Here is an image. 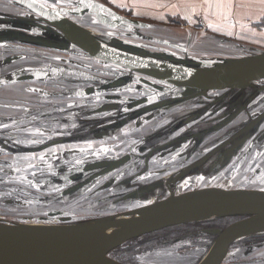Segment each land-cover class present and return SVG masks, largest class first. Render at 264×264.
Instances as JSON below:
<instances>
[{
  "label": "water",
  "instance_id": "obj_1",
  "mask_svg": "<svg viewBox=\"0 0 264 264\" xmlns=\"http://www.w3.org/2000/svg\"><path fill=\"white\" fill-rule=\"evenodd\" d=\"M7 1L21 6L36 15L38 20H40V24L37 26L36 17H28V20L33 19L32 23L34 26L22 28L30 31V42L41 47L52 48L73 55L77 54L92 61L97 60L103 64L114 66L118 69L117 71H120L118 74L124 73L126 78L117 76L118 74L107 78L90 74L84 69V66H67L70 71L69 73H71V80H81L83 73L96 78L95 82L97 86L90 85V80L85 79L80 81L82 86L77 91H74L82 92V95L87 96L86 100L90 97L88 94L94 90V96L106 91L113 92V96L106 98L108 101H112V104L106 103L94 107L90 104L88 112L92 115L113 110L117 114L120 112L121 115L118 122H114L119 124L115 126L112 125V119H109V116L103 119L107 123L105 128L111 125L112 129L116 128L114 132L118 134L120 133V128H122L121 126L126 122V130L133 129L156 116L161 111L168 110L179 104L181 106L188 105L190 102L193 103L194 99L200 100V97L207 96L209 91L244 92L254 90L258 93L259 89H264V82H261L264 81L263 50L254 55L226 58L213 64L204 62L192 63V61L190 63L177 62L176 59L169 58L173 54L170 52L166 53L165 50L153 53L151 50H144L143 48L141 52H138L133 49L119 47L114 43H110L103 36L94 35L86 25L69 17V15L73 14L82 18L91 14L90 16L96 19V24L100 23L108 29L122 28L125 25H144L140 21L123 17L105 3L96 0H78L75 6L62 5L50 7L39 0ZM98 29L101 31V28ZM51 59L63 62L72 60L70 58L57 59L55 57ZM71 62L74 63L76 60H72ZM74 64H78V62ZM57 71L59 72V70ZM76 76L78 78H75ZM105 82H110V84L107 83L102 87V84ZM85 86L88 87L83 88ZM124 88L131 90L138 89L142 92L143 96L135 98L133 95H129L124 97L119 93ZM161 98L167 101L161 100ZM118 103L120 105L123 104L124 108H119ZM140 104H144V106L137 107ZM114 107H117V109H114ZM180 109L184 110L185 107H181ZM205 111V106L199 109H192V120L198 119ZM236 111L238 112L239 110L230 112L228 119L221 126L232 120L237 115ZM35 115H40V113H35ZM140 117L144 118L141 122ZM244 120H247V118ZM263 120L264 111L251 118L243 127L230 129L222 144L215 146L207 154L196 159L197 161L191 165L178 171L170 170V172L164 173L163 177L156 176L153 181H149L152 175L148 176L151 172L147 171L150 169V167L148 168V162L156 152V147L144 153V151L134 148L130 143L148 141L150 135L158 131L157 126L154 125L155 128H152V125H150L148 127L149 134L138 139L134 138V132L131 137L122 136L119 138L118 136L112 137L108 134L107 136H103L100 142H103L105 138L111 137L116 140V142H113V140L111 142L118 143L127 138V141L124 142L125 144H129L127 146L132 147L131 153H124L125 155L116 154L119 157H115L114 155L112 158L102 157L100 160L83 165L84 168H81V172L90 173L92 170L93 172L88 173L89 175L80 174L66 178L63 177L64 180H61V182L66 187L63 191L57 190V192L62 191L61 195L73 194V191H76V189L92 180L90 183L96 184L101 178L108 177L105 181L106 184H109L107 186L112 190V194L121 195V197H125L129 202H142L141 204L143 205L123 212H114L107 216L82 223L41 224L47 226L95 225L92 228L93 230L70 235L66 238L35 235L29 232L25 226H20L21 224L34 223L0 221V264H125L113 259L108 254L131 239L180 224L202 222L224 216H244L224 228L205 230L207 233L212 234L214 238L207 245L203 255L194 264H221L231 244L244 238L264 235V189H256L255 187L223 188L221 186H190L185 188L183 192L179 191V193L176 182L180 178H183L185 172L189 169L201 167L209 158H212L210 156L219 152L229 142L240 146L255 132L258 135V127ZM130 122L132 123L128 125ZM143 125L146 126L147 124ZM195 125L198 126L197 129H202L198 131L201 137L209 133L203 125L199 126L200 123H195ZM221 126L219 128L218 126H213L209 130H218ZM105 128H102L101 131L112 132V129L105 130ZM87 134L88 132L86 131L83 133V136H87ZM263 134L264 131L261 135L264 137ZM112 135L115 134L113 133ZM173 139L175 140V138L171 137L170 141H173ZM55 143L57 142L46 143L45 146H40L32 152L44 150ZM4 146H7V142H5ZM227 149L228 151L224 156L221 154L215 159L214 166H212V170L218 166L215 174H206V176L218 175L226 171L224 167L228 165L235 151L230 148ZM107 150L105 148L102 151L106 152ZM26 151H30V149L27 148ZM94 152L93 148H85L66 154L76 153L83 155L84 153ZM137 152L140 155H137ZM131 156L134 161L131 174H120V170L123 171L125 163ZM138 160L139 164L136 166V161ZM164 170L165 168H159L156 171ZM261 176L264 178L263 175ZM195 177L197 176H192V182ZM250 177L251 180L256 178V176L252 175ZM35 179L37 182H43L45 178L35 177ZM124 180L129 184L126 187H123L121 184V181ZM98 186L100 187V185ZM138 192L143 193L144 196L140 198L137 194ZM109 196L104 197V199L108 202L113 201L114 198H109Z\"/></svg>",
  "mask_w": 264,
  "mask_h": 264
},
{
  "label": "rangeland",
  "instance_id": "obj_2",
  "mask_svg": "<svg viewBox=\"0 0 264 264\" xmlns=\"http://www.w3.org/2000/svg\"><path fill=\"white\" fill-rule=\"evenodd\" d=\"M39 1L50 7H59L62 5L75 6L78 0ZM96 1L101 2L102 0ZM102 2L108 4L105 0ZM0 15L5 16L7 24L20 28L34 26L32 23L33 19L28 20V17L34 18L35 16L36 20H34L36 21V25L38 26L40 24V20H38L36 15L7 0H0ZM90 15L91 14L80 18L79 16L71 14L69 17L86 25L94 35L98 34L99 36H103L110 41V43H114L119 47L133 49L138 52H141L143 49L151 50L153 53L156 51L160 52L159 50H165L166 53L170 52L173 54V56H169V58L176 59L177 62L190 63V61H192V63L204 62L213 64L225 60L226 58H238L251 54L254 55L260 51L256 48H247L240 43L242 38L251 39L252 35L256 32L251 31L249 24H239V28L233 30L228 26L229 23L225 24V28H221L220 23H212L210 27H207L208 31H206L211 33H206L204 30L198 31L197 33H187V27L179 26L178 31L180 33L174 34L166 32L163 26H161L162 24H157L154 21L151 22L155 23V25H150L148 23L149 21H146V27L127 25L128 28L118 27L108 29L103 27L100 23L96 24V19ZM263 16L264 1H261L260 9L258 12H255V16L251 18V21H256L260 17L263 18ZM217 19L219 21L221 20L219 17ZM263 21L264 20H262V22ZM98 28H101V31H99ZM257 29L258 30L253 39L262 41L264 38V28ZM207 34H215L223 36V38L209 36ZM5 47L9 48L11 51V48L15 47V44L8 43ZM26 49L34 51V53H32L34 60L41 63H50L49 60H53L51 59L53 57L57 59L68 57L72 60H76L79 64H74L71 60L67 61L69 65L81 67L84 65V67L87 68L89 64L83 63L82 61L90 62V59H82L77 54L73 55L60 50L41 47L40 45H37L36 48ZM81 62L83 65H81ZM91 62L97 64L100 63L105 72H116V74L120 72L112 65L103 64L97 60H91ZM67 70H69V68H67ZM117 76L126 78L124 73H120ZM261 82L263 83L264 81ZM107 83L110 84V82H105L102 84V87ZM211 92L212 91H209V93ZM119 93L124 97L133 94H137L139 97L143 96L142 92L138 89L131 90L129 88H124L120 90ZM88 95H91V93ZM141 106H144V104H140L137 107ZM118 107L124 108L123 104L119 105V103ZM114 109H117V107H114ZM17 136L21 138L20 135ZM113 142H116V140L114 139ZM141 143L142 142L138 141L131 142L130 144L134 148L139 149L142 146ZM13 146H20L22 150H24L22 151V157L18 160H12V164L18 166L29 162L25 159V156H23V153H26V149L29 148L30 151H34L40 147V143H30L29 145L13 143ZM15 150L16 152H20L18 147ZM141 150L145 151L146 147H141ZM169 153L170 151L161 153L158 157ZM5 159L8 158L6 157ZM5 165H7V162H5ZM44 169V172H46L47 167L44 166ZM107 178H101L96 184H92L89 190H81L80 192H75L57 199L55 193L52 194V192H48V190H41L35 187L33 181L36 179L35 177H31L27 169L14 171L13 169L0 167V221L34 223L21 224L20 226L49 228L54 226L41 224L82 223L102 216H107L114 212H123L143 205L141 204L142 202H128L127 200L119 201L117 203H112L111 201L106 202L104 197L109 196L112 191L105 185V180ZM250 178V175L246 172L241 171L238 175H234L226 170L213 176L200 174L195 177L193 182L192 179L185 176L180 178L176 185L178 192H183L185 191V188L190 186H221L223 188L255 187L256 189H264V180L262 181V177L258 176L253 180ZM98 185H100V187ZM70 199H74L79 203L72 204L70 203ZM57 227L74 228V226H56V228ZM201 234L200 237L192 239V243L195 244L194 246L186 247L184 249H179L180 245L186 244L180 240L175 241V244L171 246L157 247L150 243L151 239L149 238H152V236L137 237L126 244L119 246L114 255L125 260L127 264H194V262L198 261L203 255L207 245L214 238L211 235V237H205L203 231ZM188 243H191L190 240ZM234 244L236 245L230 247L221 264H264V241L255 242L251 245L242 244L240 242Z\"/></svg>",
  "mask_w": 264,
  "mask_h": 264
},
{
  "label": "crops",
  "instance_id": "obj_3",
  "mask_svg": "<svg viewBox=\"0 0 264 264\" xmlns=\"http://www.w3.org/2000/svg\"><path fill=\"white\" fill-rule=\"evenodd\" d=\"M106 1L110 7H112L118 14L122 15L123 17H128L132 20L142 22L144 25L141 27H146V21H149L148 23L150 25H155V23L151 22L154 21L157 24H162L161 26H163L166 32H170L174 34L180 33L178 31L179 26L187 27L186 30L187 33H197L198 31H202V30L206 32L208 31L207 27H210L212 23H217V24L220 23L221 28H225V24L229 23L228 26L233 30L234 29L237 30V28H239V24H249L251 31H256V32L258 30L257 28H264V21L262 22V20H264V16L263 18L260 17L256 21L253 22L251 21V18L255 16V12L259 11L261 6V1L264 0H105V2ZM218 17L221 18L220 21L217 19ZM123 27L128 28L127 25ZM256 32L252 35L251 39L242 38L240 40V43L246 46L247 48H256L258 50L264 51V38L262 41L253 39ZM206 33H211V32H206ZM207 35L218 36L223 38V36H219L215 34H207ZM30 39H31L30 31H26L25 29H22L20 27L7 24L5 16L0 15V65H4V67H0V97H4L6 99L11 98L17 101L19 100L32 101V99L35 98L37 106L41 105L40 101L42 100L58 103L60 104L58 106L60 109L47 107L48 104L46 103L45 105L47 110L43 111V114L41 113L39 116L46 119L49 117H50L49 119H51L54 116L59 118L61 116L62 119L66 120L64 122L69 123L64 126L58 123L59 125L55 124L53 126H46L40 128L39 129L40 131L41 130L51 131L50 135H47L46 138L39 135L30 136L28 133L22 135L17 134L20 135L21 138H19L16 134H14L15 132H13V135L2 136L4 137L3 140L7 142V146L0 145V162H1L0 167L13 169L14 171L27 169L31 177H37L41 175H35L34 172L44 171L45 170L44 166L47 167L46 170H49L48 169L49 166L47 165L53 162L52 159L56 157L55 153H69L85 148L95 149L94 147L96 146V144L97 145L101 144L100 140H102V137L105 136L104 132L101 131L104 125L107 124L103 121L104 117L109 116L110 117L109 119H112V123H113L112 125L115 126L116 124H119L114 122H118L119 116L121 114L120 112H118L117 114L115 110L106 113H97L93 115L90 112H88V106H90V104H92V106L94 107L100 104H106V103L112 104L113 102L112 101L107 102L106 100L103 101L102 98L100 97L95 101H91V102L86 101L87 96L82 95V92L80 91L74 92L77 91L79 87L82 86L80 84V80L78 79L58 80L57 84L53 85V84H47V82L42 80H34L31 78L9 81V79H7L8 78L7 76H5L4 74L1 75L2 70L5 69L6 66L8 67L10 65L12 66L14 62H18L19 64H21L23 61L26 60L24 55L22 54L16 57L11 56L10 58L8 56L12 55V53H16V50H20L21 51V52L19 51L20 53L28 54L27 51L29 49L26 48H36L37 45L30 42L29 41ZM8 43L15 44V47H12L11 51L9 50V48L5 47L6 44ZM31 58L34 59L33 56ZM80 58L89 60V58L82 56ZM65 59H68V57H66ZM49 62L50 63L57 62L59 64L62 61L49 60ZM82 62L89 64V66H87V68L84 67V69L89 71V73L92 75L104 76L107 78H111L112 75H116V72H112V73L105 72L100 63L97 64L91 62V60L90 62H86L84 60ZM68 72L70 71L68 70ZM75 78H78V76H76ZM64 88H68V89H64ZM60 90L65 91V93L61 92ZM69 90L71 92H69ZM52 94H61V95H52ZM217 94H220V92L208 93L207 96H201L200 100L194 99L193 104L196 105L195 107H193V109H199L203 106L205 107L208 106L209 104L212 103L213 98L217 97L216 96ZM237 94H238L237 98H239V100L238 101L235 100L234 106H241V103H243L242 100L244 94L243 92H241V94L240 93ZM29 95H31V97ZM133 96L135 98L138 97L137 94H133ZM225 97L227 98V95H225L224 98ZM234 97L236 98V95H234ZM22 103L1 102L0 115L3 116V119H12L15 118V116H21V112L25 111V109H23L25 107H23L24 105ZM81 103H84L85 105L78 106ZM191 103L192 102H190V104ZM190 104L185 106H181V104H179L171 107L169 109L171 111L165 113L164 115L165 117L157 113L156 116L147 120L145 123H141L140 125L136 126L133 129L126 130L127 128V122H126L121 126L122 128H120L119 134L114 132L116 130V128H114L112 132H110V134L108 135L112 137L118 136L119 138L122 136L131 137V135L134 132L133 136L136 139L143 136H147L149 134L148 127L150 125H152V128L161 125L163 121L167 120L166 118H169L171 115H175L176 114L175 110H178L180 106L190 107L189 106ZM13 105H16L17 107H13ZM18 105L20 106L18 107ZM73 112L76 113V116L79 119L77 121L78 123L72 120H68L69 119L68 116H70ZM36 113L39 112L36 111ZM140 118H141L140 119L141 122V120L144 118L143 117ZM245 118H246V114L243 113L234 120L243 121ZM131 123L132 122H130L128 125H130ZM143 124H147V125L145 126ZM263 126H264V122L262 124V127ZM30 129H34V127ZM30 129H21V131L24 132L29 131L30 133L34 132V130H30ZM57 130L62 132L55 134L56 133L55 131ZM81 130H84L83 132L87 131L90 136H88L87 138H79L67 142L55 143L45 148L44 150L38 152L25 151L26 153H23V156H25V159L28 160L29 162L18 166L12 164V160L13 159L18 160L20 157H22V151H24L20 146H13L14 141L15 143H23L25 145H29L30 143L36 144V143H40L41 139H52L55 137H63V136L73 137L74 134L80 132ZM113 133L115 135H112ZM17 147L19 148L20 152H16L15 149H17ZM122 151H124V149L120 150V152ZM44 154L49 155V158H46ZM253 154L254 151H252L249 154L248 159H246L245 161H242V159L239 157L232 156L231 159L229 160V165L224 167L225 170H228L229 173L234 175H238L242 171L252 176L262 177L261 175H263V173L255 174V172L257 170L260 171L261 169L262 170L264 169V166L263 167L261 166V164H264V152H262L260 156H258V159L256 160H253L251 158ZM137 155L140 154L138 153ZM6 157L8 159H5ZM5 162H7V165H5ZM160 165L161 163L159 162L154 163L153 161V163H150V169L147 172H151V173H149L148 176L155 174V170L153 168H158ZM33 182L35 183V187L41 190L45 189V185L43 184V182H37V181H33ZM39 184L40 185L43 184L42 187H38ZM51 192L55 193L56 191H51Z\"/></svg>",
  "mask_w": 264,
  "mask_h": 264
},
{
  "label": "flooded vegetation",
  "instance_id": "obj_4",
  "mask_svg": "<svg viewBox=\"0 0 264 264\" xmlns=\"http://www.w3.org/2000/svg\"><path fill=\"white\" fill-rule=\"evenodd\" d=\"M19 51L20 50H16V53H12V55L8 57L9 58L11 56L16 57L22 54L24 55L26 60L23 61L21 64H19L18 62H14L12 66L11 65L9 67L6 66L5 69L2 70L1 75L4 74L5 76H7L8 77L7 79H9V81L21 80L22 78L24 79L31 78L34 80L45 81L47 82V84L55 85L57 84L58 80H63V79L70 80L71 75L69 74L67 70L68 68L67 66H70L69 64H67L68 62L64 63L62 61L59 64L57 62L41 63L31 58L32 53H34V51L28 50L27 51L28 54L20 53ZM0 67H4V65H0ZM57 70H59V72ZM85 79L90 80L89 81L90 85L97 86V83L95 82L96 78L94 76H91L87 73H83V77L81 80H85ZM88 86H85L83 88H86ZM64 89H68V88H64ZM60 91L65 92L63 90H60ZM69 92L71 91L69 90ZM93 92H91L90 97L86 101L91 102V101L97 100L99 97L100 98L103 97L102 100L103 101L106 100L108 102L106 98L113 96V92L111 91H106L97 96H94ZM237 93L241 94V92H236V91H225V90L220 91V94H217L216 95L217 97L213 98L212 103L209 104L210 106L208 105V107H205L206 111L196 120H192V109L193 107H195L196 104L191 103L189 105L190 107L187 106L188 109H186L187 107H185L184 110H181L180 109L181 106H180L177 112H175L176 113L175 115H171L169 118H166L167 119L166 121H163L161 125L157 126L158 131L150 135V139L148 141L145 140L144 142L141 143L142 145L141 147H146V150L144 151V153H147V151H150L151 148L156 147V150H155L156 152L152 155L151 160L148 162V165H149L148 168L150 167V163H153V161L154 163L156 162L161 163V165L158 168H153L155 170V174H153L151 178H149L150 179L149 181H153L156 176L163 177L162 175L164 173L170 172V170L178 171L180 169H183L191 165L193 162L197 161L196 159L200 158L204 154H207L215 146L222 144V142L225 140V136L229 133L230 129L243 127L246 123L250 121L251 118H254L258 113L264 111V89H259L258 93H256L254 90L244 91L243 92L244 96L242 100L244 104L240 102L241 106H234L235 100L237 101L239 100V98H237V95H238ZM259 94H262V95H259ZM225 95H227V98L226 97L224 98ZM234 95H236V98L234 97ZM29 96L31 97V95ZM161 100L167 101L164 98H161ZM1 102H11V103L24 102L22 104L24 105L23 107H25L23 108L25 109V111L21 112V116H15V118H12V119H3V116L0 115V136H1L0 145H4L6 142L3 140L4 137L2 136L13 135V132H15L14 134L16 135L17 134L22 135V134L28 133L30 136L39 135V136H43L44 138H46L47 135H50L51 131H46V130L40 131L39 130L40 128H43L46 126H53L58 123L62 124V126L69 124V123L64 122L66 120L62 119L61 116L59 118L54 116L51 119H49L50 117L47 119H42L41 116L34 114L36 113V111L39 112L40 114L41 113L43 114V111L47 110L46 105H45L46 103L48 104L47 107L60 109L58 107L60 104L52 102V101L42 100L40 101L41 105L37 106L35 98H33L32 101H27V100L17 101L11 98L6 99L4 97H0V104ZM206 103H209V102H206ZM82 105H85V104L81 103L78 106H82ZM19 106L20 105H18V107ZM13 107H17V106L13 105ZM233 110H239L238 112L236 111L237 115L232 120L226 122L224 125L221 126V124L224 123L228 119L229 113L232 112ZM170 111L171 110L168 109L165 111H161L159 114L164 116L165 113H168ZM243 113L247 114L246 115L247 120H244V121L234 120L235 118L239 117V115ZM57 114H60V113H57ZM68 117H69L68 120H72L74 122H77L79 120L75 112H73ZM263 121H261L258 127L259 128L258 135H257V132H255L252 136L248 137L244 141V143L241 144L240 146L229 142L228 144L225 145L223 149H221L219 152H216L215 153L216 155L213 154L212 156H210L212 158H209L208 161L204 163L201 167L189 169L187 172H185V176L192 179V176H199L200 174H204V175L215 174V172L218 170L217 169L218 166H216L215 169L212 170V166H214L215 159L217 158V156H220L221 154H223L224 156V154H226V152L228 151L227 148H230L231 150L232 149L235 150L232 156L235 155L236 157L241 158L242 161H245L246 159H248L249 154L252 151H254V154L252 155L251 158L253 160L258 159V156H260V154L264 152V137L261 136L262 132L264 131L263 130L264 126L262 127ZM195 123L196 124L200 123L199 126L203 125L204 128L209 131V133H206L204 137H201L198 131L202 129H197L198 126H196ZM213 126H218V128L221 126V128L215 131L209 130ZM33 127L34 129H30ZM103 128H105V125ZM21 129H30V130H34V132L32 133H30L29 131L24 132V131H21ZM107 129L111 130L112 126L111 125L107 126L105 130ZM83 131L84 130H81L80 132L74 134L73 137L71 136L72 138L63 136V137H55L52 139H41L40 146L43 147L46 145V143H49V142L62 143V142H67V141L75 140L79 138H87L88 136H90L88 134L87 136H83V133H84ZM55 132H56L55 134H57L62 131L57 130ZM151 132L153 131L151 130ZM107 134H110V133H107L106 131H104V135H107ZM171 137L175 138V140L173 139V141H170ZM112 140H114V138H111V137L105 138V140L101 142V144L99 145L96 144V146L94 147L95 148L94 153H84L83 155H79L76 153H72V154L55 153L56 157L52 159L53 162L47 165L49 166L48 167L49 170H46V172L44 171L34 172V174L41 175V176H37L39 178H45L43 180V184L45 185V190L56 191V192L57 190L63 191L66 186L65 184L62 185L63 183L61 182V180L63 181L64 178L72 176V175L77 176L80 174L84 175V174L89 173V172L84 173L83 171L81 172V168H84L83 165H86L92 161L100 160L102 159V157L112 158L114 157V155L115 157H119L116 154L131 153L132 147L127 146V144H125V142L127 141V138H125L124 140L125 142L121 141L118 143H113L111 142ZM141 147L138 149L139 151L141 150ZM105 148L108 150L106 152L102 151ZM122 149H124V151L120 152V150ZM169 151H170L169 154H165V155H162L161 157H158V155H160L161 153H166ZM44 155L46 158H49V155H46V154ZM214 155H215V158H214ZM133 162L134 161L131 156L128 159V161L125 163L123 171L120 170V174H123V173L131 174ZM138 164H139V160L136 161V166H138ZM261 166L263 167L264 164H261ZM159 168H165V170L156 171ZM92 172L93 170L90 171V173ZM261 172H263V175H264V169L263 170L261 169L260 171L257 170L255 174H260ZM77 181H79V179H77ZM90 182L76 189V191H73V193L80 192L81 190H84V189L85 191L89 190L90 186L92 185ZM177 183L178 181L176 182V184ZM121 184L123 187H126L127 185H129L128 183L125 182V180L121 181ZM105 185L107 186L109 184L107 183ZM38 187H42V185L39 184ZM62 191L57 192V194H55L57 199L67 195V194L61 195ZM137 194L140 198L144 196V194L140 192H138ZM68 195H70V193ZM109 198H114L113 201H111L112 203H117L119 201L126 200L125 197H121V195L118 196L117 194H112V193H111V196H109ZM136 200H139V199H136ZM105 201L108 202L107 200ZM70 203L78 204L79 202L74 199H70Z\"/></svg>",
  "mask_w": 264,
  "mask_h": 264
},
{
  "label": "trees",
  "instance_id": "obj_5",
  "mask_svg": "<svg viewBox=\"0 0 264 264\" xmlns=\"http://www.w3.org/2000/svg\"><path fill=\"white\" fill-rule=\"evenodd\" d=\"M102 3H104V2H102ZM243 217L244 216H241V215H233V216L217 217V218L205 220V221H202V222L180 224V225H176V226L167 227V228L158 230L156 232L145 234V235H142L140 237H150V236H152V238H149V239H151L150 243L153 246H157V247L171 246V245L175 244V241L180 240V241H182V242H184L186 244L180 245L179 249H184L186 247L194 246L195 244L192 243V239L200 237L202 235L201 234L202 231H203V234L205 235V237L206 236L211 237L213 235L210 234V233H207L205 231L206 229L224 228L228 224H230V223H232V222H234V221H236L238 219H241ZM189 240H190L191 243H188ZM129 241H127V242H129ZM261 241H264V235H262V236H252V237L244 238V239L238 240V241H236L234 243L240 242L242 244L251 245V244H253L255 242H261ZM127 242H125L124 244H126ZM234 243L231 244L230 247H234L236 245ZM118 248L119 247H117V248L113 249L112 251H110L108 255L110 257H112L113 259L119 261V262L127 264L125 260H122L121 258L116 257V255H114L115 251Z\"/></svg>",
  "mask_w": 264,
  "mask_h": 264
},
{
  "label": "bare ground",
  "instance_id": "obj_6",
  "mask_svg": "<svg viewBox=\"0 0 264 264\" xmlns=\"http://www.w3.org/2000/svg\"><path fill=\"white\" fill-rule=\"evenodd\" d=\"M73 227V226H71ZM93 226H74V228H65V227H49V228H31L26 227L29 232L40 235V236H55L59 238H66L67 236L74 234H81L93 230Z\"/></svg>",
  "mask_w": 264,
  "mask_h": 264
}]
</instances>
